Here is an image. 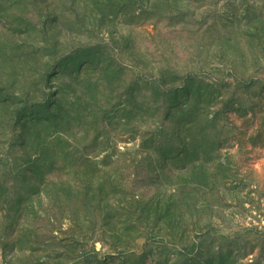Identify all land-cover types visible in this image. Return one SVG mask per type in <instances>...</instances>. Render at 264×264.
I'll list each match as a JSON object with an SVG mask.
<instances>
[{
	"label": "rangeland",
	"instance_id": "obj_1",
	"mask_svg": "<svg viewBox=\"0 0 264 264\" xmlns=\"http://www.w3.org/2000/svg\"><path fill=\"white\" fill-rule=\"evenodd\" d=\"M264 264V0H0V264Z\"/></svg>",
	"mask_w": 264,
	"mask_h": 264
},
{
	"label": "trees",
	"instance_id": "obj_2",
	"mask_svg": "<svg viewBox=\"0 0 264 264\" xmlns=\"http://www.w3.org/2000/svg\"><path fill=\"white\" fill-rule=\"evenodd\" d=\"M188 255H186V257L183 259L182 263L181 264H188L187 261H188V258H187ZM229 254L227 253V255H225V253L222 251V252H219L218 255H214L213 257V263L212 264H225V262H227L229 259Z\"/></svg>",
	"mask_w": 264,
	"mask_h": 264
}]
</instances>
